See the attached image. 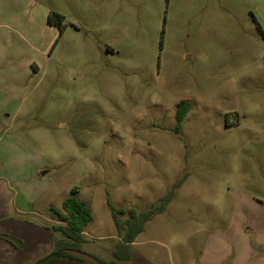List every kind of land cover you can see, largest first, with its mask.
<instances>
[{"label":"rangeland","instance_id":"1","mask_svg":"<svg viewBox=\"0 0 264 264\" xmlns=\"http://www.w3.org/2000/svg\"><path fill=\"white\" fill-rule=\"evenodd\" d=\"M2 181L53 243L48 209L78 187L84 250L106 262L109 202L141 212L176 190L141 235L159 260L263 226L264 0H0Z\"/></svg>","mask_w":264,"mask_h":264},{"label":"crops","instance_id":"2","mask_svg":"<svg viewBox=\"0 0 264 264\" xmlns=\"http://www.w3.org/2000/svg\"><path fill=\"white\" fill-rule=\"evenodd\" d=\"M3 182H0V225H5L4 229L0 226V235H10L19 241L22 240L24 243L20 250L6 239L4 240L0 237V264H32L35 260L52 250V237L31 224L33 223L31 221L37 219H33L34 217L28 218V216L35 213L32 211L27 212L28 206L24 205L27 203L26 201H24V204L22 201H15L9 183ZM12 209H16L14 210L15 212ZM17 216H22L23 220L17 221ZM7 220L11 221V223H8ZM250 222H247L249 229L245 232L246 234H240L239 239L229 240V245L221 243L224 248L227 247L228 249L222 250L223 252L221 250L217 252L211 251V254L204 251L200 260L195 264H264V225L258 226H262L260 230L256 226L254 228ZM29 228H36L34 230L35 233H30ZM84 234L86 235L87 233L85 232ZM141 235L133 243L134 253L129 264H187L188 256L185 251L178 254L177 259L174 261L169 256L165 260H159L156 254L151 251L147 254L142 253L139 248L144 247L146 241H141ZM52 264L91 263L66 259Z\"/></svg>","mask_w":264,"mask_h":264},{"label":"trees","instance_id":"3","mask_svg":"<svg viewBox=\"0 0 264 264\" xmlns=\"http://www.w3.org/2000/svg\"><path fill=\"white\" fill-rule=\"evenodd\" d=\"M64 19L62 15L56 12H52L48 16L49 24L60 25L61 27L63 26ZM258 26L261 28L259 23ZM62 34L63 30L60 32V35ZM190 111L191 103L189 101L183 100L178 103L175 114L176 126L174 129L176 134L181 133L183 121ZM79 193V188L74 187L71 190L70 196L62 202L60 211L52 208L49 210L61 222V225L53 227L55 235L58 236L54 239L52 250L35 260L32 264H52L66 259L85 262L83 259L71 255V251L84 253L96 259L100 264H129L134 253L133 243L143 233L146 223L153 216L165 212L167 206L176 196V190H171L160 198L158 204H153L141 212L134 208H114L109 202V206L112 207V217L119 242L116 244V248L112 254L114 260L106 262L84 250V246L89 242L84 233L88 225L93 221V215L86 203L79 199ZM123 217H126V219ZM2 237L18 249H21L23 246V243L14 237L9 235H2Z\"/></svg>","mask_w":264,"mask_h":264},{"label":"water","instance_id":"4","mask_svg":"<svg viewBox=\"0 0 264 264\" xmlns=\"http://www.w3.org/2000/svg\"><path fill=\"white\" fill-rule=\"evenodd\" d=\"M70 254L73 256H76L80 259H83L84 261L89 262L91 264H100L96 259H94V258H92V257H90L84 253L71 251Z\"/></svg>","mask_w":264,"mask_h":264}]
</instances>
